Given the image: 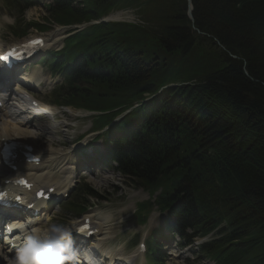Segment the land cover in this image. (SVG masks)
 <instances>
[{"label": "trees", "instance_id": "trees-1", "mask_svg": "<svg viewBox=\"0 0 264 264\" xmlns=\"http://www.w3.org/2000/svg\"><path fill=\"white\" fill-rule=\"evenodd\" d=\"M71 2L57 0L56 13L72 14ZM191 3L193 23L186 0H83L72 23L124 9L138 10L140 23L91 26L53 55L68 61L67 88L81 107L120 111L165 88L157 115L111 140L120 169L158 193L163 210L193 197L199 235L218 225L232 242L228 254L223 242L212 249L222 264H264V0ZM151 208L138 205L139 221Z\"/></svg>", "mask_w": 264, "mask_h": 264}, {"label": "rangeland", "instance_id": "rangeland-1", "mask_svg": "<svg viewBox=\"0 0 264 264\" xmlns=\"http://www.w3.org/2000/svg\"><path fill=\"white\" fill-rule=\"evenodd\" d=\"M42 2L46 3L45 0H42ZM5 13H6V11H5ZM43 16L44 15H43V13L39 7L32 8V9L28 10V12L26 13L25 21L28 22L31 20H41V18ZM119 19L122 21H127V20H129V14H124ZM9 21H10L9 15L5 14L4 17L0 16V28H2L0 31V38L2 40L0 42L1 44L10 40L9 38H5L7 33L4 29V27L6 26V24ZM33 35H35L34 32H32L30 34V36H33ZM212 43H214V42L212 41ZM48 44H49V46L52 47V49H56L59 45V43L57 42V40L55 38L48 40ZM54 82H55L54 80H51V83L54 84ZM43 92L48 93V90H44ZM43 101L45 102L44 97H43ZM4 119L5 118L2 117L0 119V121H3ZM68 120L72 121L73 118H68ZM65 122H68V121L59 122V123H62V125H60L59 130H55L52 135H45L42 133L43 134V140L42 141L44 142V145L47 148H49V144L50 145L52 144L51 140H55L54 139L55 136H58L59 139L62 140L63 135H65V134L70 135L73 133V129L68 130L67 127H64V126H66ZM77 123H78L77 127H80V131H83L84 129L87 128L86 127V123H87L86 121L81 120L80 122H77ZM28 131L33 132V133H37V131L32 130L30 128L28 129ZM2 133L3 132L0 133V136L3 137L4 134H2ZM32 136H34L32 139H35V135H32ZM48 136H50V137L48 138ZM89 138L90 137H87L85 140H89ZM25 139H27V138H25ZM25 139H23V140H25ZM26 143H28V142H26ZM35 143H37V142L35 141ZM99 143H101V141ZM37 144L40 145L39 142ZM51 149L56 151V152L60 151L59 147H52ZM56 163H57V160H55V163H53V164L50 163L47 168L48 169L52 168ZM216 166L214 167L215 170H216ZM99 174L100 175L95 177L92 181L87 180L88 184L91 185V188H93L99 195V199H91L89 201L90 206H92V208L89 209V211L87 213L90 214L91 217H93L95 219V221L98 223L100 222L97 220L98 218H100L101 224L103 222H108L107 223L108 224L107 229L103 228V233H105L107 231V233L105 234L106 242L103 245L106 248H116V251H117L116 257H118V259L122 260L120 262V264H122L123 261H128L131 259L130 256L134 255L133 252H135L136 248L135 249L130 248V244L134 241V237L130 236L129 233L122 235L120 230L123 226H127V223H126L127 219L133 218L132 217L133 204L138 200L146 199V195L144 193L141 194L139 192L128 189L124 184V179L121 178L115 172H109V173L100 172ZM1 175H2V172L0 170V176ZM124 195L128 196V198H126L125 200L123 199ZM215 206H217V205L214 203V200L212 199V201L210 203H208V208L213 209ZM232 207H230V208H232ZM227 209H229V208L227 207L224 210H227ZM103 214L107 215L109 221L106 220V217H104ZM63 216H64V214L60 210V208L57 210H53L52 212H50L48 221L42 223L41 226L49 227L50 225H53V224L64 226V224L66 222L65 223L62 222L61 219ZM161 222H162V219H155L154 216L152 215L150 217V230L152 232L155 231L157 226ZM117 226L119 227L118 229H117ZM98 239H96L97 242H98ZM256 252H257V249H255L253 251L252 255L255 254ZM173 254L175 256H177V258L170 260L169 261L170 264H186V262H184V257L187 256L188 253L181 255L177 251L176 253H173Z\"/></svg>", "mask_w": 264, "mask_h": 264}, {"label": "clouds", "instance_id": "clouds-1", "mask_svg": "<svg viewBox=\"0 0 264 264\" xmlns=\"http://www.w3.org/2000/svg\"><path fill=\"white\" fill-rule=\"evenodd\" d=\"M25 239L18 256L10 264H70L74 258L72 230L62 225H50L47 232ZM143 245L140 251L143 252Z\"/></svg>", "mask_w": 264, "mask_h": 264}, {"label": "bare ground", "instance_id": "bare-ground-1", "mask_svg": "<svg viewBox=\"0 0 264 264\" xmlns=\"http://www.w3.org/2000/svg\"><path fill=\"white\" fill-rule=\"evenodd\" d=\"M24 113V112H23ZM24 115V114H22ZM1 117L5 118L3 121H0V133L3 132L2 134H4V136L2 138H7V142H8V145L9 147L11 148H14V149H18V150H21L23 148L22 144H21V141H24L23 139L27 138L29 139V141L34 137L32 136L33 134H31L25 127V125H23V123H20V122H15V123H12L10 122L8 119H10L11 117H7L5 114L3 115H0ZM8 136H15L17 137V139L15 140L16 141V146L15 144L12 143V140L8 137ZM28 144H32V143H29ZM0 148H1V144H0ZM37 154L39 156H41L42 158H47L50 160V158L52 157H56L50 150L46 149L44 151H38L37 150ZM50 157V158H49ZM108 163L110 164H113L114 162L112 160H109L107 161ZM55 163V160H52V164ZM63 162H57L55 164L56 167H61ZM83 166H85L87 169H91V170H97L98 168L95 167V166H91V165H84L82 162H80ZM27 170L28 172H34V173H38L40 172L41 170L43 169H32V168H27L25 169ZM24 171V170H23ZM39 180L40 181H43L44 184L46 185H50L49 181L46 180L42 175H39ZM1 181V180H0ZM70 182H68L69 184ZM60 189V187H59ZM61 190V189H60ZM104 221V220H103ZM106 221V220H105ZM108 223V222H107ZM99 227H100V234L97 236L96 239H98V242L97 240L95 241L98 245L101 246V241L104 239V233H102L103 231V228H102V225L100 224H97ZM111 231V230H110ZM203 243L204 245L206 244V240H203ZM102 247V246H101ZM105 255H108L109 257V260L110 262H115V258L116 255L113 254V252L111 251H105V250H102ZM0 264H10V262H8L7 260H5V258H0Z\"/></svg>", "mask_w": 264, "mask_h": 264}, {"label": "water", "instance_id": "water-1", "mask_svg": "<svg viewBox=\"0 0 264 264\" xmlns=\"http://www.w3.org/2000/svg\"><path fill=\"white\" fill-rule=\"evenodd\" d=\"M188 4H189V11H188V17L189 19H192V6H191V1L190 0H187Z\"/></svg>", "mask_w": 264, "mask_h": 264}, {"label": "snow or ice", "instance_id": "snow-or-ice-1", "mask_svg": "<svg viewBox=\"0 0 264 264\" xmlns=\"http://www.w3.org/2000/svg\"><path fill=\"white\" fill-rule=\"evenodd\" d=\"M0 59H6V57H0ZM19 183H25L24 181H19ZM3 194H0V198H2ZM18 199V198H17Z\"/></svg>", "mask_w": 264, "mask_h": 264}]
</instances>
